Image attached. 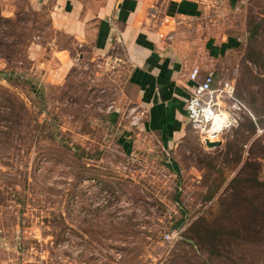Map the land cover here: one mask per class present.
<instances>
[{"label": "rangeland", "instance_id": "rangeland-1", "mask_svg": "<svg viewBox=\"0 0 264 264\" xmlns=\"http://www.w3.org/2000/svg\"><path fill=\"white\" fill-rule=\"evenodd\" d=\"M46 10L0 0V264H264V0L184 35L198 60L205 38L238 43L215 59L242 106L216 148L129 125L121 51L73 52L62 72L70 42Z\"/></svg>", "mask_w": 264, "mask_h": 264}, {"label": "crops", "instance_id": "crops-1", "mask_svg": "<svg viewBox=\"0 0 264 264\" xmlns=\"http://www.w3.org/2000/svg\"><path fill=\"white\" fill-rule=\"evenodd\" d=\"M29 1L46 6L50 29L70 42L54 53L62 72L71 67L73 52L123 53L130 67L128 84L137 106L146 111L139 130L155 136L163 149L178 146L191 132L186 113L195 85L189 80L191 70L200 69V78L207 72L215 76V59L238 45L233 39L205 38L206 60H198L188 54L191 45L184 35L210 34L214 14L239 0Z\"/></svg>", "mask_w": 264, "mask_h": 264}, {"label": "built area", "instance_id": "built-area-1", "mask_svg": "<svg viewBox=\"0 0 264 264\" xmlns=\"http://www.w3.org/2000/svg\"><path fill=\"white\" fill-rule=\"evenodd\" d=\"M189 80L195 83L191 95L186 103L187 119L190 127L202 139L213 141L219 139L227 130L238 123L242 106L235 97V87L230 81H224L216 88L213 72H207L200 78V69L193 68L189 73ZM227 102L228 105H222ZM130 126L140 125L146 111L137 105L128 116ZM218 119V124L215 121Z\"/></svg>", "mask_w": 264, "mask_h": 264}, {"label": "trees", "instance_id": "trees-1", "mask_svg": "<svg viewBox=\"0 0 264 264\" xmlns=\"http://www.w3.org/2000/svg\"><path fill=\"white\" fill-rule=\"evenodd\" d=\"M1 98H4V97L1 96ZM7 99L9 100L10 97L8 96ZM4 118H5L4 116L0 117V119H2V120H4ZM248 123H249L251 129L254 130V124H253V122L252 121H249ZM182 224H183V219H181L178 223H176L175 228L182 226Z\"/></svg>", "mask_w": 264, "mask_h": 264}, {"label": "water", "instance_id": "water-1", "mask_svg": "<svg viewBox=\"0 0 264 264\" xmlns=\"http://www.w3.org/2000/svg\"><path fill=\"white\" fill-rule=\"evenodd\" d=\"M220 144L221 143L219 141H217V142H211V141H208V140L205 141V146L208 147V148H216V147H219Z\"/></svg>", "mask_w": 264, "mask_h": 264}, {"label": "bare ground", "instance_id": "bare-ground-1", "mask_svg": "<svg viewBox=\"0 0 264 264\" xmlns=\"http://www.w3.org/2000/svg\"><path fill=\"white\" fill-rule=\"evenodd\" d=\"M218 122H219V121H218V119H217V120L215 121V125H217V124H218Z\"/></svg>", "mask_w": 264, "mask_h": 264}]
</instances>
